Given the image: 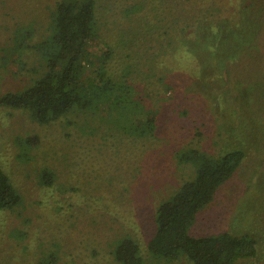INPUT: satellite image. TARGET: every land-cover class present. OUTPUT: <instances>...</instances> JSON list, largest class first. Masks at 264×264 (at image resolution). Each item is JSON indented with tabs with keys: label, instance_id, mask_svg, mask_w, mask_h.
<instances>
[{
	"label": "rangeland",
	"instance_id": "1",
	"mask_svg": "<svg viewBox=\"0 0 264 264\" xmlns=\"http://www.w3.org/2000/svg\"><path fill=\"white\" fill-rule=\"evenodd\" d=\"M257 1V47H246L231 72L209 64L206 76L191 72L197 61L183 52L196 44L195 28L187 36L173 24L163 0L98 1L113 76L159 109V126L151 136L130 132L132 108L122 102L47 123L29 109L0 106V161L22 196L0 210V264H122L113 251L125 235L139 240L146 264H188L155 258L148 241L159 205L195 173L196 162L183 157L190 147L215 155L240 147L246 156L189 232L254 233L257 255L236 264H264V0ZM57 2L0 0V94L24 90L45 71L37 44ZM99 43L91 46L97 53L106 49ZM34 135L37 143L26 141Z\"/></svg>",
	"mask_w": 264,
	"mask_h": 264
},
{
	"label": "trees",
	"instance_id": "2",
	"mask_svg": "<svg viewBox=\"0 0 264 264\" xmlns=\"http://www.w3.org/2000/svg\"><path fill=\"white\" fill-rule=\"evenodd\" d=\"M98 1L58 0L52 12L50 32L37 44L45 71L24 90L0 94V106L29 109L36 120L47 123L75 110L99 113L100 108L106 110L107 105L122 102L127 109L132 108L130 132L139 137L151 136L159 126V109L145 103L143 93H136L138 87L129 80L113 76L114 52L102 38ZM163 2L173 16V24L185 30L187 36L194 35L195 28L196 44H185L183 50L197 61L196 70L194 66L189 68L191 72L206 76L211 63H216L221 73L223 68L231 72V64L247 52L246 47H257L258 21L263 16L257 0ZM97 39L106 46L99 53L91 48ZM204 55L209 61L200 62ZM96 58L100 61L89 74ZM150 67L154 69L155 64L151 63ZM119 90L125 92L121 101L115 94ZM38 139L39 136L34 135L26 141L35 144ZM190 148L183 157L196 162L195 173L157 208L156 228L148 241V251L155 258L167 261L184 257L188 264H236L241 259L256 256L258 240L254 233L225 230L195 236L189 232L196 215L213 201L221 185L239 168L246 151L236 147L215 155ZM52 178V172L45 170V182L50 183ZM21 201V194L0 161V210L12 209ZM113 253L122 264H146L139 240L131 235L121 237Z\"/></svg>",
	"mask_w": 264,
	"mask_h": 264
}]
</instances>
